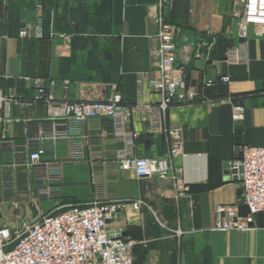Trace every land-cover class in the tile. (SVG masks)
Wrapping results in <instances>:
<instances>
[{
  "label": "crops",
  "instance_id": "1",
  "mask_svg": "<svg viewBox=\"0 0 264 264\" xmlns=\"http://www.w3.org/2000/svg\"><path fill=\"white\" fill-rule=\"evenodd\" d=\"M156 2L44 0L46 37L38 40L19 37L25 23L36 21L34 0H0V95L31 101L37 96L34 79L42 78L60 103L109 101L119 92L131 106L157 104L159 95L149 86L159 77L150 53L159 32L149 18ZM236 11V0H172L165 10L178 29L179 60L185 57L182 47L191 50L185 78L197 94L176 102L166 120L168 127L183 131L184 154L176 162L188 187L182 198L176 199L170 179L138 180L121 169L124 145L110 118L84 124L82 162L69 161L68 142L47 144L46 159L62 162L64 196L57 201L63 204L55 211L93 201L141 199L149 205L141 215L128 207L108 224L138 242L135 264H264V214L255 217V231H211L217 206H238L241 215L248 214L242 181L227 177V167L241 146L264 147V36L251 29L242 38ZM243 44L247 63H229L228 52ZM223 76L230 83L219 82ZM139 77L145 83L141 100ZM209 81L215 84L207 87ZM234 104L246 109L242 123L232 119ZM9 114L19 120L7 130L17 142L24 138V120L49 117L43 101L27 108L14 105ZM128 126L141 133L137 156H165V137L152 131L144 111L137 109ZM22 172L32 183L29 171L1 158L0 228L9 225L5 200L19 195ZM178 228L185 233L181 240L174 236Z\"/></svg>",
  "mask_w": 264,
  "mask_h": 264
},
{
  "label": "built area",
  "instance_id": "2",
  "mask_svg": "<svg viewBox=\"0 0 264 264\" xmlns=\"http://www.w3.org/2000/svg\"><path fill=\"white\" fill-rule=\"evenodd\" d=\"M36 21L25 23L20 30L21 39L46 37L44 29V0H34ZM172 0H157L149 12L152 23L158 26L157 44L150 53L159 77L149 82L159 95L157 104L142 103L131 106L116 92L109 101H77L60 103L43 86L44 79L35 78L37 96L31 101L17 100L14 96L0 95V160L8 159L10 166L23 168L31 174L37 202L46 204L63 198L62 162L48 160L47 144L60 141L69 144V161L79 163L86 158L84 124L92 119L110 118L114 121L115 134L124 145L119 164L122 170L132 171L138 180L170 179L176 199L182 198L188 187L182 179V169L177 160L184 154V138L181 128L166 125L168 113L176 102L194 100L196 92L189 88L184 64L191 60V50L182 47L185 54L179 60L176 41L177 27L165 17V10ZM239 34L247 38L251 29L257 37L264 36V0H236ZM231 64L247 63L246 45L231 49L226 57ZM219 82L230 83L228 76ZM51 81V85H55ZM138 97L144 95V80L138 78ZM214 81L205 85L211 87ZM43 101L49 117L43 120H24V138L17 142L7 134L8 126L19 120L10 118L12 106L31 107ZM144 111L153 132L165 137L166 154L160 158L136 155L139 131L128 126L132 114ZM246 109L240 104L232 107V119L236 123L245 120ZM242 169V173L239 172ZM227 177H242L243 197L248 214H240L238 206H217L213 232H251L256 230L255 217L264 214V147L243 145L237 157L227 167ZM131 207L136 215L149 205L141 200H113L86 205H71L64 210L24 223L20 228H0V264H135V248L138 242L123 237L121 231H111L109 222L117 214ZM163 225V224H161ZM164 226V225H163ZM174 236L181 240L184 232L178 228ZM114 234L115 237H112ZM119 235L120 237H117Z\"/></svg>",
  "mask_w": 264,
  "mask_h": 264
},
{
  "label": "rangeland",
  "instance_id": "3",
  "mask_svg": "<svg viewBox=\"0 0 264 264\" xmlns=\"http://www.w3.org/2000/svg\"><path fill=\"white\" fill-rule=\"evenodd\" d=\"M19 187V195H15V198L5 200L6 206L11 210V215L8 217L9 225H6V227L12 229L20 228L24 223L32 222L41 216L53 213L56 208L61 207L63 204V200L56 201V204H42L37 202L33 185L31 182L29 183L27 173L24 174L22 172ZM94 202L102 201H93L91 203Z\"/></svg>",
  "mask_w": 264,
  "mask_h": 264
},
{
  "label": "water",
  "instance_id": "4",
  "mask_svg": "<svg viewBox=\"0 0 264 264\" xmlns=\"http://www.w3.org/2000/svg\"><path fill=\"white\" fill-rule=\"evenodd\" d=\"M234 173H242V169H240V171H239V172L235 171ZM240 180H242V177H240ZM122 236H123V237H126V236H127V234H126V233H123V234H122ZM112 237H115V236H114V234H112ZM117 237H120V236H119V235H117Z\"/></svg>",
  "mask_w": 264,
  "mask_h": 264
}]
</instances>
